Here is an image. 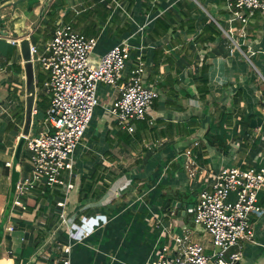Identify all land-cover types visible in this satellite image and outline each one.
Masks as SVG:
<instances>
[{
	"label": "crops",
	"instance_id": "1",
	"mask_svg": "<svg viewBox=\"0 0 264 264\" xmlns=\"http://www.w3.org/2000/svg\"><path fill=\"white\" fill-rule=\"evenodd\" d=\"M16 1L0 0L7 34L0 28V264H48L68 242L56 207L59 190H36L24 199L25 210L12 202L13 181L28 168L22 166L26 140L13 166L26 100L20 48L10 40L39 43L42 20L41 47L60 23L97 38L93 65L136 34L134 45L144 47L143 83L159 94L130 133L108 111L119 91L99 85L100 106L76 152L68 200L72 264H152L163 245L185 234L212 255L213 237L193 225L194 212L179 214L197 205L223 168L264 166V13L243 24L228 21L225 0H42L31 11L27 2L14 7ZM43 103L45 112L47 96ZM188 149L196 177L186 169ZM169 201L182 202L179 211L177 204L165 209ZM259 204L264 208V191ZM254 234L253 243L230 250L242 253L238 264H264V215L254 219Z\"/></svg>",
	"mask_w": 264,
	"mask_h": 264
},
{
	"label": "built area",
	"instance_id": "2",
	"mask_svg": "<svg viewBox=\"0 0 264 264\" xmlns=\"http://www.w3.org/2000/svg\"><path fill=\"white\" fill-rule=\"evenodd\" d=\"M225 4L230 23L247 24L256 13H264V0H225ZM222 31L229 36L225 29ZM135 35L116 44L99 65L90 63L98 39L86 37L71 24H58L52 39L42 47L30 40L34 68L40 65L48 74L44 92L50 105L43 118L36 106L33 109L32 129L35 126L37 130L25 137L31 168L17 183L13 206L25 210L24 199L40 188L61 192L56 207L59 221L66 227L68 242L61 246L59 257L48 264H72L75 226L69 221L68 200L75 190L76 152L100 106L99 85L119 91V98L108 111L130 133L134 132L132 123L145 121L159 97L158 92L143 83L144 47L134 45ZM230 40L241 51L238 43L231 37ZM21 41L10 40L17 46ZM185 154L186 169L191 177H196L200 173L191 159L193 152L188 149ZM262 191L264 166L223 168L214 183L200 192L193 209V225L213 237L212 255L205 254L203 247L191 242L187 234L175 235L173 244L163 245L152 264H238L242 253L230 250L241 243L254 242V219L264 215L259 204ZM171 216H175L174 211Z\"/></svg>",
	"mask_w": 264,
	"mask_h": 264
},
{
	"label": "water",
	"instance_id": "3",
	"mask_svg": "<svg viewBox=\"0 0 264 264\" xmlns=\"http://www.w3.org/2000/svg\"><path fill=\"white\" fill-rule=\"evenodd\" d=\"M42 0H17L16 4H14L13 6L16 7L17 5H20L22 3L27 2L29 4V10L31 11L33 9V6L37 3H39ZM28 10V11H29ZM5 18L2 17L0 15V28L2 30V34L7 35L4 31V27H5ZM20 52H21V58H22V68H23V72H24V77H25V100H26V105H25V127H24V134L22 136V139L20 140V143L18 145V149H17V153L15 155V159H14V168H16V166L19 164L20 159H21V154L25 145V137H27L29 135L30 129L32 127V121H33V109L35 107V103H36V98H37V77H36V73H35V68L33 66L32 63V59H31V52H30V39L28 38H24L22 39L20 45ZM256 121L252 122V126L256 127ZM19 179L16 181L14 180L13 182V186H12V192L15 195V191H16V187H17V183H18ZM13 195V197H14ZM14 199V198H13ZM13 202V200H12ZM178 205V211L182 206V202H172L166 205L165 209H169L170 207L174 208L175 205ZM193 204L189 205V210L188 211H184L182 212L181 215L182 217H186L187 213L191 214L193 212ZM178 215V212H175V216Z\"/></svg>",
	"mask_w": 264,
	"mask_h": 264
},
{
	"label": "rangeland",
	"instance_id": "4",
	"mask_svg": "<svg viewBox=\"0 0 264 264\" xmlns=\"http://www.w3.org/2000/svg\"><path fill=\"white\" fill-rule=\"evenodd\" d=\"M224 7H225V9H226V4H224ZM227 11V10H226ZM42 22H43V20L40 22V26H41V31L38 33V37H37V39H38V42L39 43H36L37 44V46L38 47H41V44H42V42H41V39L42 38H44L45 37V34H47V32L46 31H44V25H45V23H44V25L42 24ZM32 30H34V28H32ZM51 30H53V27H52V29ZM50 30V31H51ZM31 32V30L30 29H26L25 31H24V33H23V36L25 37V34H28V33H30ZM27 36V35H26ZM23 38V37H22ZM3 47H5V49H6V47H8L5 43L3 44ZM9 49H10V46H9ZM243 52V51H242ZM241 52V53H242ZM237 53H240V51L239 52H237ZM243 55V54H242ZM35 73H36V77H37V81H38V86L39 87H37L38 88V92H37V100H36V107L40 110V117L41 118H43V116H44V114H45V112H44V108H45V105L43 106V108L40 106V103H39V101H41L42 99H43V101H46V96H45V92H44V82H45V80L47 79V75H46V73L44 72V69L40 66V65H37L36 66V68H35ZM22 89H23V86H22ZM40 98V100L38 101V99ZM22 166L25 168H28V170H30V164H29V154H28V152H27V150H24V153H23V156H22ZM163 218V217H162Z\"/></svg>",
	"mask_w": 264,
	"mask_h": 264
},
{
	"label": "trees",
	"instance_id": "5",
	"mask_svg": "<svg viewBox=\"0 0 264 264\" xmlns=\"http://www.w3.org/2000/svg\"><path fill=\"white\" fill-rule=\"evenodd\" d=\"M37 87H39L38 86V84H37ZM40 100V98L38 99V101ZM44 101H43V99L41 100V101H39V103H40V106L43 108V106H44V103H43Z\"/></svg>",
	"mask_w": 264,
	"mask_h": 264
}]
</instances>
